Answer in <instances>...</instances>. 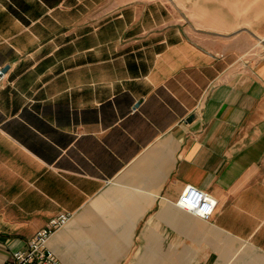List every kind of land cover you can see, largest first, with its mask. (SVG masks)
I'll list each match as a JSON object with an SVG mask.
<instances>
[{
    "label": "crops",
    "instance_id": "crops-1",
    "mask_svg": "<svg viewBox=\"0 0 264 264\" xmlns=\"http://www.w3.org/2000/svg\"><path fill=\"white\" fill-rule=\"evenodd\" d=\"M110 3L0 0V264H264V0Z\"/></svg>",
    "mask_w": 264,
    "mask_h": 264
},
{
    "label": "built area",
    "instance_id": "built-area-1",
    "mask_svg": "<svg viewBox=\"0 0 264 264\" xmlns=\"http://www.w3.org/2000/svg\"><path fill=\"white\" fill-rule=\"evenodd\" d=\"M4 74L0 71V82ZM177 205L195 215L209 219L217 205V200L208 192L193 186L187 185L177 201ZM69 219L66 214H61L50 221L48 227L38 230L29 241L25 249L13 252L4 264H63L56 254L47 246L52 234Z\"/></svg>",
    "mask_w": 264,
    "mask_h": 264
},
{
    "label": "rangeland",
    "instance_id": "rangeland-1",
    "mask_svg": "<svg viewBox=\"0 0 264 264\" xmlns=\"http://www.w3.org/2000/svg\"><path fill=\"white\" fill-rule=\"evenodd\" d=\"M108 1H111L110 4L115 5V4H117V2H126V1H130V0H108ZM162 1H164V2L173 1V2H175L176 7L178 8V12L184 11L185 0H162ZM257 45H259V46L254 50V52H256L260 56L264 55V41L262 42V39H261V41H259Z\"/></svg>",
    "mask_w": 264,
    "mask_h": 264
}]
</instances>
